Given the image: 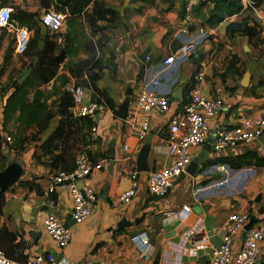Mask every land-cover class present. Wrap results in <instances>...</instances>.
I'll return each instance as SVG.
<instances>
[{
    "label": "crops",
    "instance_id": "0c3cea01",
    "mask_svg": "<svg viewBox=\"0 0 264 264\" xmlns=\"http://www.w3.org/2000/svg\"><path fill=\"white\" fill-rule=\"evenodd\" d=\"M99 1L117 10L119 20L124 17V27L116 30L117 24L108 33L111 36L109 46L114 35L121 45L110 50L114 55L115 72L111 68L104 69L98 83L99 88L114 100L116 107L115 110L109 108L94 119L98 132L89 133L87 150L95 166L90 185L97 194L93 214L81 224L72 220V197L67 186L57 189V202L52 203L47 195L51 168L47 163L37 164L33 157L35 152L37 156L41 154L39 146L56 128L58 118L54 128L50 130L49 127L41 136V141L34 142V146L26 150L28 153L25 151L28 160L25 154L22 160L15 163L22 172L19 182L34 181L40 185L43 194L38 195L35 190L19 185V182L10 187L0 216V229L16 236L22 254V260L17 261L20 264L49 252L56 254L59 261L66 259L70 264H154L157 257H160V264H206L222 241V227L230 215L249 212L251 219L256 220L254 227L264 228V167L246 166L234 170L226 164L229 166L228 173L211 170L213 165L220 164L216 162L223 157L236 158L252 152L264 158V139L226 154L214 152L210 144L219 123L236 125L249 116H264V44H249L248 38L241 32H227L229 26L236 28L248 20L251 25L256 22L261 27L259 39L264 41V3L259 8H253L252 4L249 5L253 2L242 0L243 11L216 26L205 23L212 3L202 6L199 3L190 33L183 35L180 30L186 0ZM19 2L16 0L15 4L20 5ZM201 29L206 30L208 35L197 40L198 51L194 56L176 60L171 65L163 64L184 43L195 39ZM224 37L226 40H223ZM221 43H224L225 49L241 56L248 51L249 59H246L252 61L247 64L249 70L243 77H249L247 87L242 86L243 79L236 83L233 77L223 73L219 57L224 53L219 50ZM238 55L241 67L244 61ZM142 66H145V74L142 80H138ZM199 70L206 75V81L200 84L202 95L222 98L227 111L219 118L208 120L210 143L191 149L194 160L198 162L196 174L192 176L187 172L174 182L169 195L154 198L148 193L149 173H141L131 202L126 205L119 203V196L130 187L131 173L137 170L138 154L151 135V171L171 163L166 139L168 122L172 114L181 112L188 103L191 77ZM143 84L171 99V111L153 114L150 129L144 138L141 137L142 115L135 103ZM129 92L130 96L127 95ZM126 101L129 102L128 118L121 120L114 112ZM197 207L201 209L200 213L195 211ZM49 213L59 216L72 229V240L65 249H58L46 232L45 220ZM123 218L139 224L118 230ZM141 231L149 233V245H143L141 238L132 239V234ZM241 239L242 234L237 237L235 250ZM260 248L258 261H264V241Z\"/></svg>",
    "mask_w": 264,
    "mask_h": 264
},
{
    "label": "built area",
    "instance_id": "2783aa9c",
    "mask_svg": "<svg viewBox=\"0 0 264 264\" xmlns=\"http://www.w3.org/2000/svg\"><path fill=\"white\" fill-rule=\"evenodd\" d=\"M201 1L186 0L181 34L188 35L190 33L191 26L194 23L196 7ZM245 3L249 2L245 1ZM251 4L249 3V5ZM12 11L9 7L0 9V31L12 27ZM66 17L64 13L48 9L42 17V25L51 34L61 32L65 29ZM30 35L31 33L27 28L18 30L15 47L17 55L22 56L26 53L30 43ZM207 35V31L201 29L195 39L184 43L171 57L165 59L163 64L171 65L176 60L194 56L198 51L197 40ZM147 60L150 61V58H147ZM193 78L188 103L183 106L181 112L172 114L168 122L166 139L171 163L149 172L148 193L151 197L164 198L169 195L174 182L187 174L188 168L194 160L191 149L210 143L211 130L208 120L219 118L227 111L222 98H207L202 95L200 84L206 81V75L202 70L197 71ZM65 90L74 99L73 110L75 116L89 117L94 120L109 109L106 103L92 99L89 89L81 85L72 82L65 87ZM6 98L7 96L0 101V126L3 122ZM135 103L142 115V138L150 129L153 114L161 115L171 111L170 97L150 90L146 84H143L138 92ZM97 132L98 125L96 124L91 128L90 134H96ZM263 135L264 116H249L236 125L228 122L219 123L214 129L210 144L214 152L226 154L235 148L247 146L259 140ZM0 136L7 143L12 141V138L3 132H0ZM125 149L127 150L128 147L125 146ZM94 167V162L88 150H82L76 153L74 169L71 172L50 171L48 177L47 195L52 203L54 201L51 197L56 194L59 187L67 186L69 188L73 204L71 218L76 224L84 223L92 216L97 202V194L90 185ZM213 169L219 173L229 172V166L226 164H215L211 167V170ZM130 178V187L118 198L121 204H129L135 196L140 173L134 170ZM80 182L81 185H79ZM250 221L251 215L249 212H235L230 215L222 227V241L213 250L212 257L206 264H257L261 255L260 244L264 241V228L253 226L249 230H245ZM45 228L47 234L60 250L65 249L72 240L71 227L63 223L61 218L55 214L49 213L47 215ZM241 234L242 239L238 243V249L235 250L237 237ZM131 237L132 239L141 238L145 246L151 243V237L147 231L135 232ZM0 264L20 263L9 259L0 248ZM24 264H70V262L66 259L57 261L55 254L49 252L29 258Z\"/></svg>",
    "mask_w": 264,
    "mask_h": 264
},
{
    "label": "trees",
    "instance_id": "16d2710c",
    "mask_svg": "<svg viewBox=\"0 0 264 264\" xmlns=\"http://www.w3.org/2000/svg\"><path fill=\"white\" fill-rule=\"evenodd\" d=\"M15 1L0 0V9L11 8L12 5H16ZM57 1L60 12L67 15V31L63 36L64 58L78 56L81 52H84L87 58L77 63H66V74L57 78L52 85L50 94L43 87L48 82L40 75L36 67L26 73L23 78L10 84L4 94L7 98L3 111V126L7 129L9 126L13 127L9 134L16 136V147L18 150H22L30 141H41V136L49 129L51 122L57 117V113H60L58 125L41 142L39 146L41 154L38 157L40 160L44 159L41 163H47L51 171L71 172L74 169L77 151L82 148L87 150L90 145V130L97 123L92 118L74 115L72 112L74 99L65 90V87L71 80H76L77 85L89 89L92 99L104 102L110 109L115 110L114 100L105 90L99 88L98 83L104 69L111 68L112 72H115L112 52L105 60L101 54L110 44L111 36L108 33L116 27L120 16L117 10L106 7V4L99 0ZM45 2L46 0H43V5L50 8ZM208 2L213 5L205 19V23L210 26L220 25L227 18L241 13L244 9L242 0H202L200 3L202 6ZM48 3H50L49 0ZM263 3L264 0H254L253 8H259ZM34 17L35 15L32 13L20 11L17 17L12 13L11 21L28 23ZM87 29L90 34H87ZM227 32L229 34L241 32L248 38L249 44H264V41L259 39L261 27L256 22L251 25L247 20L236 28L229 26ZM35 48V42L30 40L26 53L34 51ZM230 63L232 70L239 63L236 55L233 56ZM144 74L145 66H142L138 80H142ZM194 74L191 77L190 86H192ZM50 77L53 79L54 74L52 73ZM58 79L61 82L60 86ZM88 153L90 155L89 151ZM216 163L228 164L232 169L239 170L246 166L264 167V158L249 152L236 158L223 157ZM19 185L27 187L29 190H35L38 195L43 194L40 185L34 181H20ZM8 190L9 188L0 190V216L6 203ZM51 198L56 204L57 195L53 194ZM16 241L17 238L14 234L6 229H0V248L9 259L15 262L22 260L20 244ZM257 264H264V261H258Z\"/></svg>",
    "mask_w": 264,
    "mask_h": 264
},
{
    "label": "rangeland",
    "instance_id": "374dc122",
    "mask_svg": "<svg viewBox=\"0 0 264 264\" xmlns=\"http://www.w3.org/2000/svg\"><path fill=\"white\" fill-rule=\"evenodd\" d=\"M49 1L50 3H48V0H46L45 4H48L50 8H47L43 5V0H20V5L11 6V8L14 10L12 12L16 17L19 16L20 11L32 13L35 15V17L28 23H17L16 21H13L12 27L0 31V101L5 97V89L16 80L23 78L24 75L30 72V70L34 67L38 69L40 75L48 82L43 87L47 91V93L50 94L52 85L55 83L57 78H61L60 76L66 74V63H77L78 61L87 58V55H85L84 52H81L78 56H72L67 59L64 58L63 36L66 34L67 26H65V29L63 31L51 34L50 32H48L47 28L42 25V17L48 9H53L60 12L57 0ZM250 1L254 3V0ZM253 3L252 6L254 5ZM123 19L124 17L119 20L120 22H118L116 30H118L119 28L122 30V28L124 27ZM21 28L28 29V31L31 33L30 40L31 42L34 41L36 45L34 51L32 50L29 53L24 54L23 56H19L15 53L17 34L18 30ZM86 32L87 34H90L89 29H87ZM117 39V36L114 35V39L111 45H108L107 48L102 52L101 55L103 56L104 60L106 59V57L109 58L111 49L115 50L121 45L120 42L116 41ZM223 40H226L225 37ZM219 47V50H222L224 52L219 56L223 64V73L227 75V77H233L236 83L239 82L243 79V77L249 70L247 64L252 61L251 59L248 60V51H246V53L244 52L243 56H241L225 49L224 43H221ZM234 54L240 56L241 60L244 62L241 67H239V64H237L236 67L231 70L230 60ZM246 57L248 59H246ZM52 73L54 74L53 79L50 77ZM111 80L113 82L115 81L112 76ZM72 82L77 84L76 80H71L70 83ZM105 82H107V79H105ZM58 85H61L59 79ZM59 116L60 113H57V117L52 122L50 130L56 125ZM12 128V126H9L8 129L5 128V126H3V122L0 126V132H3L6 135L12 137V141L10 143H7L4 138L0 136V172L4 167L12 166L19 160H22V155L26 154V158L28 160V151L26 150L34 146V141H30L22 150H18L16 147V136L9 134V132H12ZM43 138H45V136H43ZM83 149L86 148L79 149V151H82ZM79 151H77V153ZM33 157L35 158L36 162H38L37 164H40L43 160H40L36 152ZM235 180L237 181V179ZM203 185L201 184V186ZM193 246H195L194 243Z\"/></svg>",
    "mask_w": 264,
    "mask_h": 264
},
{
    "label": "water",
    "instance_id": "95a60500",
    "mask_svg": "<svg viewBox=\"0 0 264 264\" xmlns=\"http://www.w3.org/2000/svg\"><path fill=\"white\" fill-rule=\"evenodd\" d=\"M146 57V54L143 56V59ZM249 84V77H245L242 81V86L247 87ZM128 96L131 95V92L127 93ZM129 114V102L126 101L117 111L114 112V115L121 119V120H126L128 118ZM264 139V136L261 137V141ZM152 135L146 140L145 145L141 148L138 158H137V171L139 173H149L151 171V167L149 164V154H150V149H151V144H152ZM198 168V162L193 161L189 168H188V173L192 176H194L197 172ZM21 168L18 164H13L12 166H9L5 168L3 171L0 172V190H6L10 187H13L16 185L21 177ZM195 211L197 213H200L201 209L200 208H195ZM142 221V220H141ZM256 223L255 219H251L250 223L246 226L245 230H249L251 227L254 226ZM138 225L139 222H129L126 218H123L121 222L118 224V230H124L127 227H131L133 225ZM56 256V254H55ZM57 259V258H56ZM59 258L57 259V261ZM160 257H157L154 261V264H160Z\"/></svg>",
    "mask_w": 264,
    "mask_h": 264
},
{
    "label": "clouds",
    "instance_id": "9594fccd",
    "mask_svg": "<svg viewBox=\"0 0 264 264\" xmlns=\"http://www.w3.org/2000/svg\"><path fill=\"white\" fill-rule=\"evenodd\" d=\"M147 242L146 238H145V243Z\"/></svg>",
    "mask_w": 264,
    "mask_h": 264
}]
</instances>
